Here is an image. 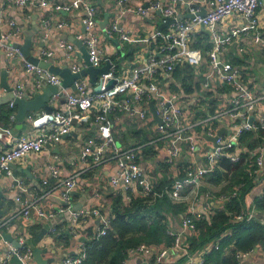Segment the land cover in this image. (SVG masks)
Instances as JSON below:
<instances>
[{"label":"built area","instance_id":"1","mask_svg":"<svg viewBox=\"0 0 264 264\" xmlns=\"http://www.w3.org/2000/svg\"><path fill=\"white\" fill-rule=\"evenodd\" d=\"M19 9H23L35 3L36 0H7ZM41 5L47 6L48 0H39ZM264 0H208L209 10L206 14L201 15L202 8L197 5L187 4L188 13L193 14V18L184 19L170 23L167 33L162 35V31H155V36H162L165 41L157 46V52L150 53L143 63L132 65L129 74L118 77L114 74L115 66L112 64L109 72L101 76L102 89L100 93L88 91V84L84 80L75 82V92H69L67 89H61V92L53 97L63 96L65 100L64 112H52L51 114L42 113L38 116L29 115L27 121L31 125L32 132L28 136L15 137L10 128L3 129L2 144L6 149L0 152V177L2 175L10 176L12 173V164L25 158L30 153H39L47 144H56L62 142L65 135L72 132L73 120L78 124L86 121V112H89L96 103L99 104L93 121L101 126V136L96 139H88L82 145L78 159L87 165H96L101 161V157L107 152L109 159L113 160L116 165V173L111 176L110 184L112 187H127L132 192H136L142 198H153L171 196L176 201L183 200L180 196L186 187L197 189L205 176L212 172L218 163L220 157H226L231 162L239 161L241 153L247 152L245 148H239V137L244 132H257L264 130V115L255 119V111L261 105H264V90L257 91L248 86L244 82L245 71L224 57L225 48L220 41V36L216 33L219 23L231 15H237L242 22L234 29L236 33L251 34L256 45H264V37L259 31V22L256 18V12ZM180 0H171L170 5L164 6L160 2H152L146 7H132L128 5L127 0H117V13L106 27L109 36L115 35L120 41L128 40V33L119 26V20L125 13H134L142 17L159 11L161 14L160 24H166L169 18L176 19ZM53 8L60 12H70L72 10L82 9L84 16L80 22L85 30V35L79 40L82 41L86 48L89 61L92 66L98 67L103 60L97 49L98 36L96 32L97 24L95 15L99 10V6L90 3L89 0H71L69 3L54 4ZM3 22L0 16V24ZM6 25L10 29L7 33H0V50H3L8 57H18L23 63L27 72L37 75L38 80L35 83L37 89H41L44 85H57L61 87V78L52 74L30 61H28L21 53L18 47L14 46L22 42V33L15 26L14 21L6 20ZM62 23L57 24L61 28ZM199 27L207 28L212 38V47L207 52V60L210 68L208 78L213 75L218 81L229 88V99L225 102L223 110L211 117L199 120L198 125L202 127V132L208 137H215L219 132L214 128V122L218 115L226 116L233 127V132L229 136L219 135L216 137L212 148L204 154L200 161H196L194 165L189 164L183 170V177L174 180L173 184L164 187L159 193L152 188L150 181L145 177L144 169L138 161L139 148H122L115 140L113 134L114 122L110 116L117 108H123L130 114H136L141 121L148 118L154 120L148 107L154 102L155 111L161 120L158 129L163 132L162 139L167 141L165 148L164 162L168 165H175L181 158L182 143L185 144L186 154L193 160L197 152V145L200 140L198 134L194 132V127L184 124L185 112L187 108L178 103L175 95L169 94L161 85L159 78L161 76L170 75L174 68L178 66L195 67L202 63L203 54L198 48L191 45L193 32ZM22 45V44H21ZM59 49L63 50L66 58L71 61L72 73L80 71V66L73 63L78 50L76 46L66 40H60L57 43ZM41 56L52 57V51L40 50ZM108 59L104 58L106 62ZM115 79V84L110 89H105V84L109 79ZM90 85V84H89ZM204 88L209 89L208 83L204 84ZM23 90L17 85L15 89V97L21 98ZM118 99L119 96H125ZM132 97L135 103H141V109H134L130 105L129 98ZM10 108H14L9 103ZM190 108V107H189ZM220 112V113H219ZM15 113H11L9 120L14 122ZM235 149V151H228ZM244 172L246 177L254 184L253 190L258 189L257 197L264 196V145L258 146L253 150L245 162ZM59 171L56 167L49 168V178L44 179L42 184L53 188L52 181H57ZM76 185V175L70 176L61 183L60 198L71 204L70 192ZM243 185H236L231 189L228 195L220 194L212 197L209 193L205 194V202L201 211H197L194 206L190 205L185 209L182 217V227L191 232H195V222L204 218L210 219L214 215L212 205L217 203L223 205L229 199L236 197ZM252 190V191H253ZM251 191V192H252ZM245 208L243 207L234 217H230L233 223L242 221H250L256 219L264 225V212L259 213L251 202ZM15 200L22 203L20 215L24 222H28L31 218V212L35 218L39 220V224H44L49 220H53L55 213L47 214L38 208V202H24L18 196ZM221 208V207H219ZM70 207L64 208L69 210ZM63 209L60 212L64 211ZM57 214V213H56ZM95 216L99 219V225L95 232V239H99L105 235L109 228L111 217L101 214L99 209L92 207L89 209H80L72 212L73 226L80 218L86 216ZM259 215V216H258ZM34 221V219H33ZM4 224L0 225V230ZM50 233H55L52 225L48 226ZM173 237L170 250H159L154 254V246L140 244L136 248L127 250V258L121 264H128V258L134 254H142L144 256H152V260L159 264L161 259L165 258L171 252H176L179 257H185L181 264H203L202 257L195 254H189L187 243L184 242L179 234L168 232ZM24 236H20L18 247L9 245L6 253L0 258V264H9L13 257H16L21 264H32V248L29 249L24 241ZM94 239V238H93ZM6 242V241H5ZM212 249H218V242H215L211 248L204 250L208 253ZM262 251V250H261ZM263 252V251H262ZM261 252V254H262ZM264 254V252H263ZM154 255V256H153ZM253 255V250L248 253L237 254V264ZM84 247L81 252L74 257H67L58 264H80L85 259Z\"/></svg>","mask_w":264,"mask_h":264},{"label":"crops","instance_id":"2","mask_svg":"<svg viewBox=\"0 0 264 264\" xmlns=\"http://www.w3.org/2000/svg\"><path fill=\"white\" fill-rule=\"evenodd\" d=\"M70 1L71 0H48L49 4L43 6L39 0H36L34 4L26 6L23 10L17 8L7 0H0V16H2L3 19V22L0 24V33H7L10 31L6 25V20H12L22 33V42H20V45L24 43L25 32L32 33L31 45L29 48L30 58L50 61L55 66L71 63V61L66 58L63 50L58 48L57 43L60 40L69 42V40L65 39L66 36L79 40L85 35L84 27L80 22L81 18L84 16V11L79 9L70 12H60L53 8L54 4L69 3ZM89 1L95 4L94 0ZM102 1L107 6L109 24L118 11L117 0ZM155 1L160 2L164 6L170 5L171 3V0H127V3L132 7H144ZM207 1L208 0H180L178 14L184 16L189 12V10L187 11L184 7L188 3L197 5L199 8L204 9V11H208L209 7ZM104 15V10L99 7L95 15L97 24L96 32L98 36L97 49L103 60L98 67L105 65L106 62L104 58H106L116 66L115 73L118 77L128 75L132 65L143 63L146 57L152 52H157V46L165 41L162 36H155V31H157L160 24V17L157 12L149 14L147 17H142L134 13H125L122 15L119 20V26L128 33V40L120 41L118 39V43L108 38L103 32L99 23L103 21ZM227 18H230V20L233 19L238 27L242 22L241 18L237 15H231ZM256 18L259 22L258 29L264 37V3L257 10ZM225 20L219 23L216 28V33L220 36V41L225 48V59L235 65H239V67L245 71L244 82L248 86L257 91L264 90V75L259 77L258 82L256 79H253L247 69L249 59L252 57L254 50H252L249 45L248 48L245 49L244 45H246V42L241 36L242 33H236L234 32V28L223 24ZM59 23L63 24L61 28L57 27ZM163 30L164 32H162V35H165L167 33V28H163ZM243 35L252 41V44L256 46V48L259 47L264 50V45L259 46L254 43L251 34ZM111 37L117 39L115 35ZM191 45L200 49L203 54V61L200 65L195 67L189 66L191 69V78H185V76L182 75L175 79L171 73L167 76H161L159 81L169 94L176 96L180 105L187 108L184 124L191 126V128L194 127V132L200 137L197 145V152L193 160L186 154L185 144L182 143L181 158L175 165L169 166L164 162L167 141L162 139L163 132L158 129L155 120H150L148 118L146 121H141L136 114L132 115L121 107L117 108L110 115L114 122L113 134L116 143L122 148H139L138 161L144 169L145 177L150 181L152 188L161 184L165 185L167 184L166 182L172 185L174 180H179L183 177V170L186 166L189 164L194 165L196 161H200L204 154L212 148L213 142L204 137L205 134L202 132V127L198 125L199 120L196 119L195 112L198 108V104L204 110L208 104L207 101L214 100H218V109L221 112L225 102L228 101L230 96L228 94L229 88L221 84L216 76L213 75L210 79L208 78L210 68L207 60V52L212 47V38L209 30L204 27L196 29L192 35ZM41 49L52 51L53 56H41L39 53ZM76 49L78 52L73 63L81 67L84 65V62L79 55V49L77 47ZM128 54H132V60L125 58ZM4 69L8 73L7 81L10 84L19 85L21 90H23L22 97L27 94L41 91L42 88L37 89L35 87V83L38 80L37 75L32 72H27L20 58L8 57L3 50H0V72ZM82 80L87 82L88 91H93L94 85H89V78L85 77ZM206 83H208L209 89L204 88V84ZM185 87L191 88L190 94H183L182 88ZM67 90L69 92H75V88H69ZM2 92L3 91L0 89V93ZM209 93L211 97L207 99L206 97L209 96L207 95ZM128 95L127 93L125 96H119L118 99L128 97ZM129 100L132 108H142L143 105L141 103L136 104L132 97H130ZM50 105L52 106V112L65 111V100L63 96L54 97ZM151 105L156 108L154 102L151 103ZM98 106L99 104L96 103L89 112H86V121L83 122V124L89 123L88 128H86V125L81 126L80 123L73 125L72 132L69 136L63 138L62 142L47 144L41 152L30 153L25 158L15 161L12 164L15 166V169L11 167V175H2L0 177V193L2 194L0 199V225L4 224L2 231L12 236L15 240H18L20 236H24L25 244L29 249L34 246L44 248V246L47 245L48 250L42 255V259L53 258V264H58L67 257L78 255L82 250V246L93 240L99 225V219L89 215L80 218L76 224L70 228L69 219L66 216L58 217L55 213L53 220H49L44 224H39L38 218H35L32 211L30 216L31 219L26 223L20 215L23 204L17 202L15 198L19 196L22 201H31V203L37 201L38 208L44 212L54 213L53 210L58 205L49 200V195L60 198L59 195L62 189L60 186L62 181L70 176L76 175V185L71 191V205H75L76 208L82 209L95 207L99 209L104 216L112 217L110 213V195L119 188L122 189L123 193L127 188L122 187V185H120L121 187L119 188L112 187L110 184L111 176L116 173L115 162L108 158L109 154L107 152L96 165H87L80 162L78 159L79 152L85 141L88 139L96 140L101 136V126L93 121V116ZM9 108L10 106L8 104L3 107V110ZM193 108L195 112L191 110ZM148 110L150 111L149 107ZM13 112L16 113L15 107L13 108L12 113ZM42 113L44 112H41V114ZM254 115L255 119H257L258 116H263L264 105L259 106ZM221 120H224L225 123H222ZM15 125V121H10L8 126H5L4 122L0 120V133H3L2 130L5 128H10L15 137L28 136L32 132L31 125L28 121L25 122L20 131L15 130ZM196 127H200V129L197 131L195 130ZM214 128L221 131L222 136H229L233 132L230 120L223 115H218L214 122ZM145 136L147 141L137 146V143L143 142ZM2 139L3 138H0V152L6 149V146L1 142ZM148 149H152L156 156L154 157L155 161L148 159ZM157 164H163L165 168L160 169V165ZM51 166L56 167L59 171L58 180L55 182L52 181L54 186L52 189L42 184L44 179L49 178V168ZM26 167H29L33 180L27 179L25 174L21 172V170ZM168 167L171 170L170 172H168ZM223 183L224 181L221 180L216 184L206 186L204 181H202L197 189L186 187L180 194L183 199L181 201H176L171 196H167L173 204H181L184 209L182 213L176 210H169V212L164 213L168 232L179 234L182 240L187 242V238L191 236L193 232L182 227V217L185 209L192 205L197 211H201L205 202V194L209 193L214 197V193L219 191L218 189ZM258 194V189L253 190L248 197L254 199ZM123 196H125L124 193ZM161 198L162 197H156L155 199L151 198L152 200L145 204V206L147 205L146 208L149 209L157 199ZM212 207L214 208L215 206L212 205ZM219 207H221V205H219ZM49 225L53 226L55 233H50L48 231L47 235L35 245L34 239L36 235L43 227H47L48 229ZM66 230H69V235L72 236V239L69 238L68 234H65ZM61 232L65 234V238L57 239ZM170 237L173 238L171 235ZM9 245L10 243L5 242L0 235V258L6 253ZM170 246H155L153 247L154 254L161 249H167L168 251L170 250L169 248H171ZM207 248H211V246L205 249ZM205 249H203V251ZM203 251L193 254L197 257H202ZM261 252V249L257 248V251L253 252L252 256L246 257L242 261V264H264V254L263 252L261 254ZM179 258V254L171 252L165 258L161 259V262L162 264H181V262L178 263ZM9 264L16 263L10 261ZM32 264L36 263L33 261ZM128 264L156 263L152 260V256H144L137 253L128 258Z\"/></svg>","mask_w":264,"mask_h":264},{"label":"trees","instance_id":"3","mask_svg":"<svg viewBox=\"0 0 264 264\" xmlns=\"http://www.w3.org/2000/svg\"><path fill=\"white\" fill-rule=\"evenodd\" d=\"M164 32V30H162ZM197 46V45H196ZM195 47V46H193ZM132 60V54L125 56ZM116 66L114 69V74ZM175 79L181 77L191 78V69L189 66H176L172 72ZM183 94H190L191 88H182ZM206 98L211 97L207 94ZM206 109H202L198 104L196 110V119L202 120L214 116L218 112V100L207 101ZM196 108V107H194ZM13 109L3 110L0 108V120L8 126L9 117ZM88 124L81 123V126ZM196 127L195 130H199ZM147 141L144 137L143 142L137 143L139 146ZM264 145V130L257 132H244L239 137V148H245L247 152L241 153L239 161L231 162L226 157H220L216 168L205 176L204 184L206 186L216 184L221 180L223 185L215 192V196L220 194L228 195L231 189L236 185H243L236 197L226 201L221 208H214V215L210 218H204L195 222V232L187 238V247L189 254L202 252L208 246L218 242V249H212L208 253L203 251V264H237V254L248 253L257 247L264 252V225L256 219L233 223L230 217H234L240 210L247 205V198L253 190L254 184L249 181L244 172L245 162L249 154L258 146ZM228 151H235L230 149ZM161 184L153 187L156 191H161L164 187L170 186ZM123 193L125 196H123ZM122 193L119 188L110 195V213L109 228L105 235L99 239L89 241L84 244L85 259L80 264H121L127 258V250L136 248L140 244L147 246H170L173 238L168 234V227L164 213L169 210L183 212L181 204H173L167 196L157 199L152 206L147 209V204L151 198H142L132 192L129 188ZM264 212V196L255 197L251 201V206ZM64 233H60L57 239H62ZM65 238V237H64ZM185 257H180L178 263ZM159 264H162L160 262Z\"/></svg>","mask_w":264,"mask_h":264},{"label":"water","instance_id":"4","mask_svg":"<svg viewBox=\"0 0 264 264\" xmlns=\"http://www.w3.org/2000/svg\"><path fill=\"white\" fill-rule=\"evenodd\" d=\"M95 4L102 8L105 12L104 19L102 22H100V26L103 29L104 34L110 38L113 39L115 43H118V39H114L111 36L107 34L106 31V25L108 24V13H107V6L103 3L102 0H94ZM146 7V5L144 6ZM187 8V5L184 6ZM159 17L161 18V14L159 11H157ZM201 15L206 14V11L202 9ZM193 18V14L187 13L184 16L178 15L176 19L169 18L167 20L166 24H159L158 30L162 31L163 28H168L170 23H173L175 21H181L184 19H191ZM31 32H25V38H24V43L22 45L15 44L14 46L18 47L19 50L21 51L22 55L25 58H28L27 60L44 68L47 69L49 72L52 74L58 75L62 82H61V87L57 85H44L41 89V91H37L32 94H27L21 98H16L14 93L17 85L15 84H10L7 81L8 78V73L4 69L0 72V89L3 91L0 93V108L8 105L9 103H12V105L16 108V113L14 115V121L16 123L15 125V130L20 131L22 130L25 122L27 121V118L29 115L33 116H38L41 114V112H44L46 114H51L52 113V106L50 105V102L54 98L53 96L55 94H58L61 92V89H69V88H75V82L78 80H81L85 77L89 78V84L94 85L93 87V92L94 93H100L102 89V83H101V76L104 74H107L111 68V62L109 60L106 61L105 65L102 67H94L92 66V63L89 61V55L84 47L83 43L81 40H77L75 38H69L66 36L65 39L69 40V42L73 43L78 49H79V55L82 58L84 65L80 67V71L77 73H72L71 67L72 63H65L62 66H55L52 62L50 61H44L40 60L39 58H30L29 57V48L31 45ZM133 67V66H132ZM115 84V79H109L107 83L105 84V89H110L113 85ZM32 113V114H30ZM150 113L153 117V119L157 122L158 125L161 124L160 118L157 116L155 109L153 108L152 105H150ZM73 125H77V122L73 120ZM221 135V131L217 133V136ZM68 135H65L64 138H66ZM207 137L204 135L205 138L210 140L211 142H215L216 137ZM4 135L0 133V138H3ZM13 169H15V166H11ZM23 174H25L26 178L29 180H33V176L30 173L29 167L23 168L21 170ZM1 192V191H0ZM72 192H70L71 195ZM49 200L52 203L57 204L58 206L54 208V212L57 213L58 217L60 216H66L69 219V227L72 228V212L73 211H78L81 208H76L75 205H71L67 203L65 200L62 198H59L57 196H52L49 195ZM2 197V194L0 193V199ZM48 197V196H47ZM42 199V198H41ZM40 199V200H41ZM253 198L248 199V203L252 200ZM39 200V201H40ZM70 207L69 210H64L60 212L61 209ZM214 208H219L218 204H214ZM46 214L48 212H45ZM0 217H1V210H0ZM57 217V216H56ZM48 233L47 227H43L42 230L36 235L34 239L35 245L39 243V241ZM65 234H68L69 238L72 239V236L69 234V230L65 231ZM0 235L2 239L8 243H10L11 246L13 247H18V241L15 240L12 236L9 234L5 233L4 231L0 230ZM48 250V246L45 245L44 248L40 247H33L32 248V259L36 264H53L54 259L53 258H48V259H42V255ZM257 251V247L253 248V252ZM54 252V251H53ZM11 262L16 263V264H21L16 257H13L11 259Z\"/></svg>","mask_w":264,"mask_h":264},{"label":"rangeland","instance_id":"5","mask_svg":"<svg viewBox=\"0 0 264 264\" xmlns=\"http://www.w3.org/2000/svg\"><path fill=\"white\" fill-rule=\"evenodd\" d=\"M225 20V19H224ZM230 23V24H229ZM223 24H226L230 26L231 28L237 29L238 25L234 22V20H230V18H227ZM242 38L245 40L246 45H244L245 49L248 48V45L251 47L252 50H254L252 57L249 59V64H248V71L252 75L253 79H256V81L259 82V77L261 75H264V50L262 48H256L252 44V41H250L247 37H245L243 34H241ZM192 111L195 112V109H191ZM190 116V115H189ZM220 119V118H219ZM222 123H225L224 120H221ZM146 137V136H145ZM152 148V147H151ZM149 156L148 159H152L155 161L154 157H156L152 151V149H148ZM156 164V163H155ZM164 164V163H163ZM163 164H157L160 165V169L165 168ZM172 166V165H169ZM162 167V168H161ZM170 168L168 167V172H170Z\"/></svg>","mask_w":264,"mask_h":264}]
</instances>
